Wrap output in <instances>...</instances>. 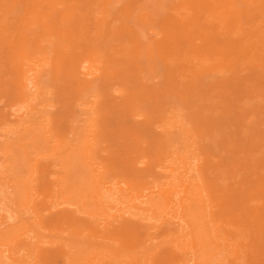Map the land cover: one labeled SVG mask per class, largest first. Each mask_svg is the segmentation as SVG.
<instances>
[{
  "label": "rangeland",
  "instance_id": "obj_1",
  "mask_svg": "<svg viewBox=\"0 0 264 264\" xmlns=\"http://www.w3.org/2000/svg\"><path fill=\"white\" fill-rule=\"evenodd\" d=\"M0 264H264V0H0Z\"/></svg>",
  "mask_w": 264,
  "mask_h": 264
},
{
  "label": "bare ground",
  "instance_id": "obj_2",
  "mask_svg": "<svg viewBox=\"0 0 264 264\" xmlns=\"http://www.w3.org/2000/svg\"><path fill=\"white\" fill-rule=\"evenodd\" d=\"M185 69V68H184ZM34 80V79H33ZM190 86H192V85H190ZM193 87V86H192ZM68 93V92H67ZM36 95V94H35ZM195 98V97H194ZM117 101V100H116ZM119 101V100H118ZM122 101V100H121ZM38 104V103H37ZM57 105V104H56ZM168 111V110H167ZM170 111V110H169ZM90 113V112H89ZM8 121V120H7ZM4 123V122H3ZM53 123V122H52ZM77 126H78V124H76ZM88 128V127H87ZM96 138V137H95ZM92 141V140H91ZM99 141V140H98ZM131 145V144H130ZM129 145V146H130ZM83 148V147H82ZM102 151V150H101ZM108 153V152H107ZM133 154V153H132ZM179 165V164H178ZM199 168H197V170H198ZM196 170V169H195ZM180 171H183V170H180ZM184 171H186V170H184ZM187 172V171H186ZM188 173V172H187ZM200 173V172H199ZM203 178V177H202ZM205 181V180H204ZM75 185V184H74ZM121 190V189H120ZM124 191V190H123ZM125 191H127V190H125ZM121 193V192H120ZM125 193V192H124ZM206 195V194H205ZM215 197V196H214ZM136 198V197H135ZM137 199V198H136ZM138 199H140V198H138ZM210 199V198H209ZM144 200V199H143ZM214 208V207H213ZM216 209V208H215ZM97 229V228H96ZM94 230V229H93Z\"/></svg>",
  "mask_w": 264,
  "mask_h": 264
}]
</instances>
